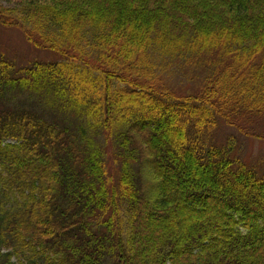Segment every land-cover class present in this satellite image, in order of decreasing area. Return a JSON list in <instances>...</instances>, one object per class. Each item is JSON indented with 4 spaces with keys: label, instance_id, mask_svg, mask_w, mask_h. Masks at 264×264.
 <instances>
[{
    "label": "trees",
    "instance_id": "1",
    "mask_svg": "<svg viewBox=\"0 0 264 264\" xmlns=\"http://www.w3.org/2000/svg\"><path fill=\"white\" fill-rule=\"evenodd\" d=\"M9 1L6 23L35 37L46 58L0 59V264H255L249 254L264 247V171L255 161L244 166L239 152L264 139V0ZM58 54L66 63L45 61ZM214 63L228 67L217 73ZM58 99L61 114L51 118L45 109ZM116 112L111 124L102 121ZM62 114L74 121L66 125ZM145 134L161 144H149L158 176L140 200L120 184L139 181ZM109 148L118 165L111 187ZM202 164L211 185L184 183ZM165 166L176 177L170 190L156 187V179L166 184ZM206 197L252 213L234 218L222 209L220 230L207 237L217 226L204 220L197 239L182 212L186 200ZM151 214L159 220L150 228Z\"/></svg>",
    "mask_w": 264,
    "mask_h": 264
},
{
    "label": "rangeland",
    "instance_id": "2",
    "mask_svg": "<svg viewBox=\"0 0 264 264\" xmlns=\"http://www.w3.org/2000/svg\"><path fill=\"white\" fill-rule=\"evenodd\" d=\"M9 2H10L9 0H0V7L1 6L3 7L2 9H0V11L2 12V15H0V59L6 58V60H8L11 63H16V64L18 63V64H22V65H25V64L28 65L31 61H34L37 58H40V59L41 58H46V55L42 56L43 55V51H38L39 46H37V42H35L36 41L35 37L30 36V33L25 32L18 24L6 23L5 19H8V16L14 11L13 6H8L7 5V3H9ZM257 56H258V53L255 55V57H257ZM62 57H64V56H61L60 54H58V56H52V58L50 56L45 61H48L49 59H51L52 61L59 60L60 62L66 63L65 59H63ZM64 58H69V57H64ZM73 62H79V61L78 60L76 61L75 59H73ZM208 62H210V61H208ZM208 67L211 68L212 70H215L217 73H222V72H224L226 70V68L228 66L214 63L212 65H209ZM205 70H206V67H201V71H205ZM62 73H63V70L60 71L61 79L63 78V74ZM104 78H105V81H106L107 77H104ZM99 83H101V82H99ZM74 90L76 92L75 86H74ZM75 92L74 91H70L69 95L73 94V97H74V96H76V95H74ZM137 92H139V91H137ZM76 93L80 95L81 91L79 90ZM214 96H219V94H216ZM58 101H59V99L56 101L57 106L53 107L52 109H48V110L45 109L46 110L45 113L51 118H54V116H56L57 114L58 115L61 114L60 110H59V107H58ZM104 102H108V101L105 100ZM127 104L129 105L130 103H127ZM136 104H139V101ZM62 105L66 107L64 109L65 111H71V110H67L68 106L71 105V100L65 101V103H63ZM111 105L112 106L114 105V101H111ZM117 106H119V105L113 106V108H115ZM135 107H137V106H135ZM117 116H118V112L115 113L114 118H111L109 116V114L107 113V116L106 115L102 116V121H105L106 123L111 124L114 120L117 119ZM62 117H63L62 120H63V122L66 123V125L69 124V122L74 121L73 117H72V114H62ZM247 117L248 116H243V117L238 118V120L241 121V122H244V121H247ZM245 123L249 124V122H245ZM245 123H243V124H245ZM67 128H68L67 126L62 128V130L65 132L64 135L62 136V139L65 138L66 135H67V131H68ZM108 129H111V128H108ZM134 129L136 131V128H134ZM169 129H171V130H168V132L170 134L172 133L171 131H176L177 130L176 127H171ZM155 131H157V129ZM160 132L161 131H159V133ZM160 137H161V141L163 142V137L162 136H160ZM150 138H152V141L154 142L153 144H151V142H150L151 139ZM154 138H155V136L153 134H151L150 136H148L146 134L143 135V136L139 135L138 139L140 140V142L142 140H144V142L146 144V147L145 146H143V147L140 146L139 149H138L139 152H142L143 155H145V157L147 158L146 164H145L146 167L143 168L141 171H138L139 172V174L137 176V178H139L138 182H135V180H134V181H132V184H131V182H129L127 179H123L122 182H123L124 185L122 184V182L120 184L121 187H126L127 186V187L133 189L134 192L136 194H138V196H137L134 193L135 194L134 195L135 199H140L141 200L142 199L141 194H143L144 197H145V194H149V189L148 188L151 186V183L154 182L155 178L158 176L157 173H156V171H157L156 168L158 167V165H157L158 160L152 158L153 157L152 155L150 156L151 152L149 151V144L150 145H154V144H161V143L157 142V140L154 139ZM184 143H185L184 139H180L178 141V145L177 146L180 147V151L183 149L181 147H182V145ZM106 146H110V145H106ZM147 148H148V150H147ZM161 148H163V147H161ZM161 148H158V149H161ZM111 151H112L111 148L107 149V151H106V162H105V165H103L104 169L107 171L108 176L110 178V181L108 180L110 187L112 186V183H113V181L115 179V175L118 173V165H117V162L114 160ZM110 153H111V158L109 159ZM154 153H155V155L156 154H160L157 150ZM160 155H161V158H162L163 153L160 154ZM239 155H240L242 161L244 162L243 163L244 166H246V167L247 166H251V164L254 163V161H255L256 164L258 165V169L264 171V139L261 140V141L260 140H256V139H253L251 141L249 140V145L245 144L243 147H241ZM175 159H176L177 162L179 161L176 158V156H175ZM164 163H166V162H164ZM192 163H193V161H192ZM162 167H164V166L162 165ZM206 169H207V167L204 166L203 164L201 165V168H198V170L193 168V172L196 173V175L184 179V183L189 182L190 179H191V182L197 183V184H201V181L205 180L201 185L209 183L208 174H207V170ZM165 171L166 172H165V176L163 178V181L166 182V184L165 185L162 184V187H161V183L162 182L161 181L158 182L157 179H156V183H157L156 187H158L159 189L162 188V189H165V190H170V189L175 188L174 186H175V182H176V177L171 178L172 176H170V175H172V172H170V170H167V166H165ZM237 171H238L237 169H234L233 172L236 173ZM176 175H179V174L176 173ZM184 177H186L185 173H184ZM178 180L180 181L179 177H178L177 181ZM179 185H178V187H179ZM187 185H190V184H187ZM209 185H211V184L209 183ZM144 186H145L146 190L148 189V191H145ZM146 186H147V188H146ZM162 189H161V191H162ZM203 189L209 190L208 188H203ZM215 193H217V192L214 191L212 194H215ZM218 193L223 195V193L220 192V191ZM172 194H175V193L173 192V193H171V195ZM190 195H192V192H187V196H190ZM153 197H154V195L151 198H153ZM210 198L211 197H208V198L206 197L205 202L198 201L199 202L198 205L194 201L186 200L187 202L185 204L192 203V204H195L197 206V208L194 206V208H195L194 212H190L189 210H191L193 208H191V206H186L185 204H184V206L186 207V209L182 212V210L180 209V205L178 203H175V208L177 209V212L178 211L182 212V214L185 216L184 224L186 225V222H188V221L193 224V227L195 229L192 227L191 231H192V233L195 236L198 237L197 239L201 238V235L198 233V228H200L199 226H201V224L203 223L204 220L207 223V228L211 229L212 226H217V228L211 229L212 231H209L207 233L208 234L207 237L212 232H214V230L215 231L220 230L219 222L222 220V209H223V207L219 208L218 207V203H216L215 201H211L209 203V199ZM148 203L150 205L149 201H148ZM260 204H261L262 207H264V201L263 200L261 201ZM229 207H231V206H229ZM229 207L225 206L223 211L226 214H228V213H230L231 215L234 214V218L235 217H240L241 213L246 215V216H248L249 214L252 213L250 210H247V213L244 212L243 210H245V209H243V208H239V212L237 213V211H234V210L231 209V208L236 209L235 207H231V208H229ZM248 208L257 210L256 206H248L247 209ZM149 209L150 210L153 209L152 206ZM140 210H141V212H146L147 211V207L146 206H142ZM198 213H199V215H197ZM119 216H122V213L118 212V217ZM217 216H219V218H220V220L218 222L215 221V218ZM147 217H148L147 226L150 227V228L151 227H155L157 225V221L159 220V216L155 215V214L154 215L151 214V215H148V216L146 215V218ZM142 222H144V220H142ZM197 223H198V225H196ZM232 224H233L232 227H234L238 223L232 222ZM227 227H229V225ZM173 231H175V230L173 229ZM171 235H172V237H175L174 239H176L175 232H173ZM181 236H182V238H191L192 234L189 232L188 229H184L183 228ZM214 239H216V238H214ZM198 242H200V241H198ZM206 244H207V247H208L209 246L208 243H206ZM217 244L222 245L223 242L222 241H218ZM218 247H220V246H218ZM263 248L264 247H260L259 246L258 249H256L253 253L249 254V257L252 259L253 263H255V264H264V249ZM209 249L210 248H207L206 251L209 250ZM199 257H201V256H199ZM16 260H17L16 258H13L12 263H15ZM193 263L194 264H201V262H198L197 260H194Z\"/></svg>",
    "mask_w": 264,
    "mask_h": 264
},
{
    "label": "bare ground",
    "instance_id": "3",
    "mask_svg": "<svg viewBox=\"0 0 264 264\" xmlns=\"http://www.w3.org/2000/svg\"><path fill=\"white\" fill-rule=\"evenodd\" d=\"M186 206H191L190 204H185ZM185 209H186V207H185ZM190 212H194L195 210H193V209H191V210H189ZM197 215H199V213L197 214Z\"/></svg>",
    "mask_w": 264,
    "mask_h": 264
}]
</instances>
